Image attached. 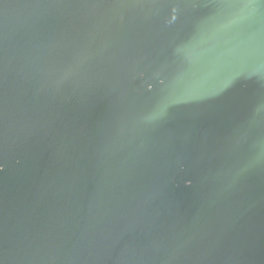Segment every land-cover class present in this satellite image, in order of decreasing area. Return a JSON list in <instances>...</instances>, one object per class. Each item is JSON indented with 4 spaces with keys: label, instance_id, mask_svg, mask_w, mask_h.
<instances>
[{
    "label": "water",
    "instance_id": "1",
    "mask_svg": "<svg viewBox=\"0 0 264 264\" xmlns=\"http://www.w3.org/2000/svg\"><path fill=\"white\" fill-rule=\"evenodd\" d=\"M0 264H264V0H0Z\"/></svg>",
    "mask_w": 264,
    "mask_h": 264
}]
</instances>
